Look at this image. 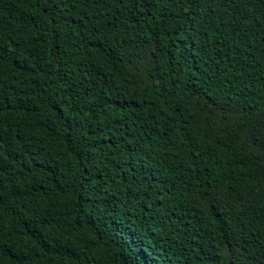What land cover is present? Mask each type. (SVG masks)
<instances>
[{
	"label": "trees",
	"instance_id": "obj_1",
	"mask_svg": "<svg viewBox=\"0 0 264 264\" xmlns=\"http://www.w3.org/2000/svg\"><path fill=\"white\" fill-rule=\"evenodd\" d=\"M0 264H264V0H0Z\"/></svg>",
	"mask_w": 264,
	"mask_h": 264
}]
</instances>
